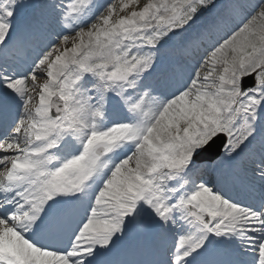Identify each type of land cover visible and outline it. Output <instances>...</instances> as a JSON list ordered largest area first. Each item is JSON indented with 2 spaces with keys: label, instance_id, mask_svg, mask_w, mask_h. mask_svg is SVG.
Segmentation results:
<instances>
[{
  "label": "snow or ice",
  "instance_id": "1",
  "mask_svg": "<svg viewBox=\"0 0 264 264\" xmlns=\"http://www.w3.org/2000/svg\"><path fill=\"white\" fill-rule=\"evenodd\" d=\"M0 264H264V0H0Z\"/></svg>",
  "mask_w": 264,
  "mask_h": 264
},
{
  "label": "bare ground",
  "instance_id": "2",
  "mask_svg": "<svg viewBox=\"0 0 264 264\" xmlns=\"http://www.w3.org/2000/svg\"><path fill=\"white\" fill-rule=\"evenodd\" d=\"M141 1H144V0H141ZM96 2L99 4V3H102L103 0H96ZM259 195V192L255 191V192H251V193H248L247 196L249 199L253 198V197H258ZM222 241L221 243V247H235V246H238L239 245V241L237 239H235L234 237H223V238H218Z\"/></svg>",
  "mask_w": 264,
  "mask_h": 264
},
{
  "label": "rangeland",
  "instance_id": "3",
  "mask_svg": "<svg viewBox=\"0 0 264 264\" xmlns=\"http://www.w3.org/2000/svg\"><path fill=\"white\" fill-rule=\"evenodd\" d=\"M144 1H141V3H143Z\"/></svg>",
  "mask_w": 264,
  "mask_h": 264
}]
</instances>
